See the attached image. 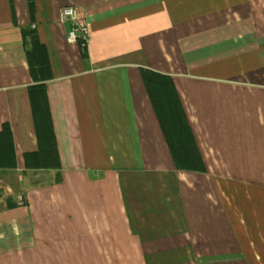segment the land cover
<instances>
[{
  "label": "crops",
  "instance_id": "crops-1",
  "mask_svg": "<svg viewBox=\"0 0 264 264\" xmlns=\"http://www.w3.org/2000/svg\"><path fill=\"white\" fill-rule=\"evenodd\" d=\"M262 1L0 0V264H264ZM41 109L60 169L26 167Z\"/></svg>",
  "mask_w": 264,
  "mask_h": 264
},
{
  "label": "trees",
  "instance_id": "trees-1",
  "mask_svg": "<svg viewBox=\"0 0 264 264\" xmlns=\"http://www.w3.org/2000/svg\"><path fill=\"white\" fill-rule=\"evenodd\" d=\"M25 45L27 47V58L31 75L40 82H44L52 78L51 67L47 55L46 48L38 40V36L34 31L23 32ZM83 56H86V49H83ZM152 82V81H151ZM156 88V86H154ZM166 101L169 105L176 104L174 92L171 85L166 83ZM43 85L31 87V94L41 91ZM152 95V87H149ZM182 113L178 109L175 116L177 120L181 118ZM170 117L166 118L169 119ZM35 130L38 142V151L36 153L25 156L26 167L29 169H60V161L57 154V146L55 137L51 130L49 115L46 109H41L35 113ZM187 130V129H186ZM188 134V130H187ZM14 165L11 132L7 125L0 132V168H8Z\"/></svg>",
  "mask_w": 264,
  "mask_h": 264
},
{
  "label": "built area",
  "instance_id": "built-area-1",
  "mask_svg": "<svg viewBox=\"0 0 264 264\" xmlns=\"http://www.w3.org/2000/svg\"><path fill=\"white\" fill-rule=\"evenodd\" d=\"M60 19L70 24L67 41L78 45L82 50L88 49L90 44V30L87 23L79 16L76 8L66 7L60 11Z\"/></svg>",
  "mask_w": 264,
  "mask_h": 264
},
{
  "label": "rangeland",
  "instance_id": "rangeland-1",
  "mask_svg": "<svg viewBox=\"0 0 264 264\" xmlns=\"http://www.w3.org/2000/svg\"><path fill=\"white\" fill-rule=\"evenodd\" d=\"M262 4L264 5V0L262 1ZM262 10L264 11V7L262 8Z\"/></svg>",
  "mask_w": 264,
  "mask_h": 264
}]
</instances>
